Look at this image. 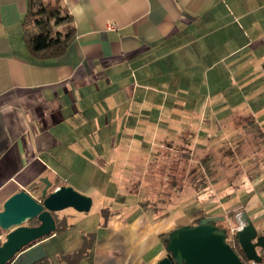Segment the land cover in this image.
I'll return each instance as SVG.
<instances>
[{
  "label": "crops",
  "instance_id": "1",
  "mask_svg": "<svg viewBox=\"0 0 264 264\" xmlns=\"http://www.w3.org/2000/svg\"><path fill=\"white\" fill-rule=\"evenodd\" d=\"M63 3L75 34L40 61L22 41L26 0H0V211L21 190L38 198L42 178L85 196L120 183L95 233L69 225L9 264H156L181 226L172 214L190 208V223L234 211L262 233L264 0ZM166 151L193 167L178 189L165 173L169 190L156 193L147 168Z\"/></svg>",
  "mask_w": 264,
  "mask_h": 264
},
{
  "label": "water",
  "instance_id": "2",
  "mask_svg": "<svg viewBox=\"0 0 264 264\" xmlns=\"http://www.w3.org/2000/svg\"><path fill=\"white\" fill-rule=\"evenodd\" d=\"M40 181L44 187L38 198L21 190L9 197L0 211V230L6 232L0 243V264H7L24 247L55 232L53 213L73 209L88 213L92 198L71 186H59L54 190L47 178ZM234 222L237 217L235 216ZM37 225H29L30 222ZM224 217H199L194 225H183L171 230L163 239L166 255L156 264H245L227 243V229L217 226ZM241 228L234 237L246 261L261 263L259 251L264 249V236L258 235L246 214L240 219Z\"/></svg>",
  "mask_w": 264,
  "mask_h": 264
},
{
  "label": "trees",
  "instance_id": "3",
  "mask_svg": "<svg viewBox=\"0 0 264 264\" xmlns=\"http://www.w3.org/2000/svg\"><path fill=\"white\" fill-rule=\"evenodd\" d=\"M21 31L22 41L26 50L33 58L40 61L56 59L63 56L67 51L70 40L75 34V28L73 26L71 15L66 5L63 3V0H26V12L21 21ZM193 171L196 170L194 169ZM175 179L176 178H173L170 183H172L175 189H178L181 186H179V182L175 181ZM182 184L184 183L182 182ZM54 188H56V184L52 186L51 190ZM52 215L56 221V230L51 235L65 231L67 228L65 217L60 218L57 213H53ZM201 216L205 215L202 214ZM229 216L230 219L233 220L234 212H232ZM196 220L197 219H194L191 222L192 225L195 224ZM33 222L34 223L30 222L29 225L38 224L35 221ZM1 233L2 231L0 230V234ZM167 235L168 233L162 236V238L164 239ZM259 235L264 236V231ZM91 237L92 236L90 234L82 237L83 244L81 249L78 251V254L84 253L87 246L90 245L88 244V242H90L88 239ZM39 240L32 242L28 246L38 242ZM233 240L235 247L232 245V241H230V239L227 240V243L232 247L242 261L249 264V262L245 259L238 241L235 237ZM259 255L261 257L260 264H264V249L259 251Z\"/></svg>",
  "mask_w": 264,
  "mask_h": 264
},
{
  "label": "rangeland",
  "instance_id": "4",
  "mask_svg": "<svg viewBox=\"0 0 264 264\" xmlns=\"http://www.w3.org/2000/svg\"><path fill=\"white\" fill-rule=\"evenodd\" d=\"M159 151L160 150L155 149L153 151V154H157ZM170 154H171L170 152L166 151V153L163 156L164 158L166 157L165 160H166V162L169 163V165H168V163L166 165L164 163L157 164L158 161L161 159V158H158L159 156L157 157V155H155V157L151 159V161H154L155 164H151V165L149 164L148 165V168H147L148 171H147V176H146V183H148L147 184L148 185L147 188L148 187L152 188V190L154 192H156V193L158 191L160 193L161 192L163 193V192H166V191L168 192L170 185L168 186V183H166L164 181H160V177H162V176L167 177L166 174H174V175H176V180L179 182V186L185 185L189 181V178L185 179L186 181L184 180L185 182H184V184H182L183 181L181 182L180 178H186L185 174L186 173L188 174V170L191 167H193L191 165V163L190 164L189 163H187V164L181 163V161H179L180 155L176 151L172 152V155H170ZM165 155H167V156H165ZM175 160H178V162H180V163L176 164ZM194 166H197V164L195 163ZM128 167H130V166H128ZM219 173H220V175H218V176L221 177L222 180H225L222 177L228 178V176H231V175H225L224 172H222V171H220ZM140 176L143 177L144 174L140 173ZM195 176L197 177L196 173H195ZM162 178H164V177H162ZM118 183H120V182H116V181L111 182L112 187L109 188L108 192L104 191L106 186H104L103 189H101V190L96 189V188H95V190H91L92 196H89V197L92 198L93 204H92V207L90 208V211L88 213H78V212H75L73 209H65V210L57 213L58 216L60 218L61 217H65V219H67V217L69 215H71L70 217H68L69 219L67 221L68 222L67 226L69 227V225H70V227H72L71 231L74 234L75 233H79L81 230L84 231L85 233L94 232V230L97 229L96 224L99 222V220H101V216H100V213L98 212V209L109 206V204L106 202L107 199L109 200V198L107 196L111 197V194L116 192V188H117V184ZM232 183H235V182L233 181ZM123 185H126L128 188L132 189V186H131L130 182L129 183H124L123 182ZM79 193H81V192H79ZM160 196H161L162 199L166 198V196L164 194H160ZM112 199H113V201H116V198H112ZM99 201H100V203H99ZM226 201H227V199H226ZM121 202H123V200H120V199L117 200L116 205L118 203H121ZM196 209L197 208H195V209H191L190 208L189 210L186 211V213H182L181 215L180 214L178 215L176 213L175 214L173 213L172 215H173V217L175 219H177V222L181 226H183V225H186V224L190 223L186 218L188 217V215L193 213ZM202 209L203 208H201V210ZM185 210H186V208H185ZM214 212H215V210H214ZM199 214L200 213H198L196 216H198ZM227 214L228 213L220 214L218 212L217 214H215V217H223V216H225ZM74 216H76V217H74ZM82 218H86L85 221H82ZM225 219L226 220L224 222H218L217 225L219 227H222V228L229 227L227 225L230 222L229 218L226 217ZM31 223H34V222H31Z\"/></svg>",
  "mask_w": 264,
  "mask_h": 264
},
{
  "label": "flooded vegetation",
  "instance_id": "5",
  "mask_svg": "<svg viewBox=\"0 0 264 264\" xmlns=\"http://www.w3.org/2000/svg\"><path fill=\"white\" fill-rule=\"evenodd\" d=\"M53 186V185H52ZM57 188V187H56ZM55 189V188H54ZM53 189V190H54ZM51 190V189H50ZM232 212H234V211H232ZM232 212H229L228 213V216L227 215H225V216H223L224 218H229V223L227 224L229 227H226V229H227V234H228V238H227V240L228 239H230V241H234V240H232V239H234V235H233V237H230L231 235H230V229H231V227H238V226H240L241 227V223H240V219L242 218V213H238V212H234V217L236 216L237 217V220H236V222H234V219L233 220H231L230 219V214L232 213ZM200 213V212H199ZM203 213H200L198 216H196V218L195 219H198L199 217H202L201 215H202ZM203 215H205V214H203ZM205 217H209V216H205ZM226 220V219H225ZM37 225V224H36ZM188 225V224H187ZM190 225H192V223H190ZM194 225V224H193ZM218 226V225H217ZM236 233V232H235ZM260 234V233H259ZM258 234V235H259ZM232 238V239H231ZM235 247V246H234ZM245 263V262H244ZM251 262H249V264H250ZM246 264V263H245Z\"/></svg>",
  "mask_w": 264,
  "mask_h": 264
},
{
  "label": "built area",
  "instance_id": "6",
  "mask_svg": "<svg viewBox=\"0 0 264 264\" xmlns=\"http://www.w3.org/2000/svg\"><path fill=\"white\" fill-rule=\"evenodd\" d=\"M115 28L116 27L113 24H110L109 26H107V29L108 30H115ZM240 228H241L240 226H238V227H231V229H230V235L231 236L230 237H233V235L235 234V232L238 231V230H240ZM232 245L233 246L235 245L234 241L232 242ZM250 264H255V263L251 262Z\"/></svg>",
  "mask_w": 264,
  "mask_h": 264
}]
</instances>
